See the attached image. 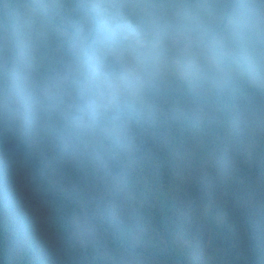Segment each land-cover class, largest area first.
<instances>
[{"label":"trees","instance_id":"16d2710c","mask_svg":"<svg viewBox=\"0 0 264 264\" xmlns=\"http://www.w3.org/2000/svg\"><path fill=\"white\" fill-rule=\"evenodd\" d=\"M130 1L0 0V125L26 151L0 238L27 237L15 264H110L104 245L138 234L154 261L264 264V70L153 63L140 96L104 102V25ZM150 1L171 20L231 16L264 51V0Z\"/></svg>","mask_w":264,"mask_h":264},{"label":"rangeland","instance_id":"374dc122","mask_svg":"<svg viewBox=\"0 0 264 264\" xmlns=\"http://www.w3.org/2000/svg\"><path fill=\"white\" fill-rule=\"evenodd\" d=\"M112 3L115 18L113 22L119 38L113 39L108 35V43L99 52L102 99L106 103L140 96L139 88L149 72L147 68L152 67L153 63L160 64L161 69L175 64L190 65L192 69L207 66L217 76L221 69L220 63L224 65L228 59L226 56L235 54L239 57L244 72L232 71L230 77L245 80L248 78V69L254 67L257 72L264 70L263 49L255 47L250 40V31L231 16L171 20L170 16L166 17L161 8L150 0ZM214 25H218V31L208 33L213 32L211 27ZM136 35H144L143 43L127 38ZM172 38H175L176 43L183 38L186 42L183 46L171 45L169 41ZM226 41L230 42L229 45ZM127 76L131 79V84H124L123 78ZM7 135L6 129L0 125V201L6 194H13V173L26 157V151L9 141ZM3 231L0 238L1 260L7 264H15L19 253L27 246V237H20L22 235L19 232L9 236L4 229ZM140 237L138 234V241L127 251L106 243L104 251L109 263L170 264L145 257L141 249L146 248L147 244L141 243Z\"/></svg>","mask_w":264,"mask_h":264},{"label":"clouds","instance_id":"9594fccd","mask_svg":"<svg viewBox=\"0 0 264 264\" xmlns=\"http://www.w3.org/2000/svg\"><path fill=\"white\" fill-rule=\"evenodd\" d=\"M104 30L109 34V36L113 39L119 38V34L117 33L116 29L110 24L105 23Z\"/></svg>","mask_w":264,"mask_h":264}]
</instances>
